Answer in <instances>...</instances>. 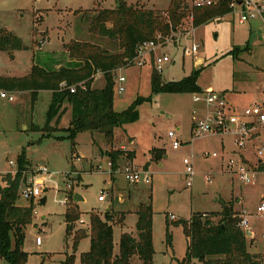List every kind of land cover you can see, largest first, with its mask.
I'll return each instance as SVG.
<instances>
[{
	"label": "rangeland",
	"instance_id": "374dc122",
	"mask_svg": "<svg viewBox=\"0 0 264 264\" xmlns=\"http://www.w3.org/2000/svg\"><path fill=\"white\" fill-rule=\"evenodd\" d=\"M126 1L136 7L156 11H166L171 3V0ZM186 2L192 6L196 0ZM116 6L117 0H0V24L23 40L27 49L22 54L30 61L34 47L41 55L62 49L63 44L70 40L92 42L116 52L117 42L90 31L93 9ZM239 20L238 9L235 11L233 8L229 14L198 26L188 17L185 18L174 44H166L161 49V52L167 51L172 57V61L162 71L164 80H180L192 69H198L202 70L199 84L203 90L216 91L224 96L223 91H227L234 93L232 96L239 94L243 98L249 96L253 88L261 87L264 80V20L262 17L245 23ZM193 44L199 46L197 55H185V50ZM64 54L66 52L63 57ZM23 60L20 59L15 68H11L6 53H0V72L14 70L17 75H21L24 73ZM153 67L151 62L142 68L126 65L116 70L115 79L117 76L127 79L122 93L117 90L119 83L114 84V108L117 111L126 109L139 96L152 94ZM104 85L103 74H98L93 87L102 88ZM0 89L11 93L14 90L1 86ZM195 95L169 92L153 94L151 101L138 106L137 121L115 129L113 143H109L103 133L84 131L76 136L74 149L65 131H54L50 136H43L45 132L42 126H39L41 130L36 131L26 123L25 106L0 100V172L14 174L17 166L9 162L17 164L18 155L25 150L30 161L29 174L33 172L31 175H37L40 168H46V176L52 178V181L43 185L46 188L43 193L47 197L46 204L41 202V198H35L33 222L26 228L24 250L30 254L26 264H61L66 253L72 252V240H66V206L60 203L71 193H79L84 198L79 205L85 222L91 211L103 213L111 207L120 213L128 209V204L120 202V194H123L122 197L130 194L136 205L151 202L154 211V264H182L188 237L183 226L177 225L176 221L189 220L194 212L221 211V201H235L237 212L245 208L254 215L250 226H253L256 237L251 241L248 236L249 252L263 255L264 212L258 210L260 203L264 202V172H259L252 183H245L239 175L226 171L225 166L231 159H240L238 155H242L248 164L255 165L258 156L256 149L264 148V128L261 135H252L244 148L238 147L239 134L232 130L193 138V111H198L200 115L207 112L204 102H194ZM239 103L233 110L242 115L243 110L254 102L249 105L243 101ZM45 111L44 98L35 115V122L43 127ZM71 119L72 110L69 109L60 121V128H67ZM171 131L181 142L178 149L172 147V140L168 136ZM123 145L134 153L133 161L129 159L127 151L120 157L118 169L113 170L109 151L116 149L125 152ZM154 149L163 150L159 158H154ZM214 153L217 155L213 156ZM185 159L192 160L196 171L192 186L187 185ZM127 166L148 170L151 180L128 183L124 175ZM255 169L258 171L257 167ZM29 174L27 177H31ZM40 175L43 176V173ZM26 183L22 185L17 202L22 206L28 205L30 200L21 195ZM103 190L107 192V197L102 202L98 197ZM240 197H243L241 203L236 200ZM137 217L130 213L126 216L125 224L115 226L116 252L119 251L122 232L138 235ZM167 227L172 235V244L167 243ZM37 237L42 239L41 246L36 244ZM87 243L80 247V252L88 249ZM80 252H77L74 264H80ZM216 258L208 257L210 260ZM131 261L133 264H142L138 255ZM0 264L9 263L0 257Z\"/></svg>",
	"mask_w": 264,
	"mask_h": 264
},
{
	"label": "trees",
	"instance_id": "16d2710c",
	"mask_svg": "<svg viewBox=\"0 0 264 264\" xmlns=\"http://www.w3.org/2000/svg\"><path fill=\"white\" fill-rule=\"evenodd\" d=\"M233 0H218L216 4L199 7L189 6L186 0H171L166 11H156L128 4L126 0H117L115 8H101L91 12L90 31L96 35L117 42L118 51L111 52L99 44L88 41L71 40L65 44L69 57L66 64L58 69H46L34 65L31 72L23 77L0 76V86L8 89L32 90L33 105L39 90H51L52 100L47 111L43 136H50L54 131H65L66 138L76 146V136L80 132H100L109 143H113L114 131L128 123L139 119L138 106L151 101L153 94L169 93H201L199 84L202 70L192 71L176 81L164 80L162 73L153 67L151 73L150 96H139L126 109L117 111L114 108V84L116 70L128 65L136 55L139 43L156 39L158 35L172 38L174 44L176 34L182 22L193 15V23L201 25L207 21L223 17L232 11ZM25 48L23 40L14 32L0 24V51H6L11 57L17 50ZM233 53V52H232ZM234 54V53H233ZM236 57V55L234 54ZM103 74L105 85L94 88L93 82L98 74ZM66 83L63 87L61 84ZM85 85V89L79 84ZM78 86L71 92L72 86ZM65 103L70 105L72 119L67 128H59L60 118L66 111ZM56 120V126L51 122ZM34 130H41L34 125ZM123 150L111 149L109 158L113 170L118 169ZM154 158H159L163 150L154 149ZM129 159L134 153L128 151ZM30 161L23 150L17 157V170L0 175V257L9 264H26L29 253L24 250L26 228L33 222L35 199L30 198L26 206L19 205L20 190L30 172ZM147 167V166H146ZM258 171H264V161L258 164ZM113 178V176L111 177ZM4 183V185L2 184ZM70 204L64 213L66 223V240H72L74 252L67 254L61 264H74L75 252L80 241L90 237L89 251L80 256L81 264H133L131 259L138 255L142 264H154L155 249L153 244V206L151 202L141 203L137 210L136 224L138 237L130 233H122L119 253H114L115 223H123V216L117 218L112 210L89 213V228L76 229L82 212L74 195H69ZM235 201H221V211L194 212L189 220H178L188 237L186 256L182 264H264V254L249 252V240L246 231L241 228L242 218L234 208ZM217 219V221L214 220ZM167 243L172 244V235L167 227ZM217 256L215 260L208 257Z\"/></svg>",
	"mask_w": 264,
	"mask_h": 264
},
{
	"label": "built area",
	"instance_id": "2783aa9c",
	"mask_svg": "<svg viewBox=\"0 0 264 264\" xmlns=\"http://www.w3.org/2000/svg\"><path fill=\"white\" fill-rule=\"evenodd\" d=\"M217 1L218 0H196L194 5L205 7L216 4ZM239 1H241V3H239ZM230 6L235 11L238 9V13L240 14V23H245L258 17H262L264 20V0H233ZM188 18L191 22H193L192 14L189 15ZM166 44H173L172 38L168 37L165 39L162 35H158L156 39L146 40L139 43L136 55L129 61L128 66L132 65L142 68L152 62L153 66L162 73L164 66L172 61L170 53L167 51L161 52V49H163ZM198 47V44H193L191 47H188L185 50V55H197ZM126 81L127 79L125 76L116 77L115 83H119L117 86L119 93H122L125 90L124 83ZM61 85L65 87L66 83L64 82ZM77 87L78 86L76 85L72 86L70 91L73 93L76 92ZM79 87L85 89V85L82 83L79 84ZM195 94L194 102H204L207 107V112L205 115H200L198 111H193V138L232 130L236 134H239V139L237 140L238 147L244 148L246 141L251 139L252 135L261 134V130L264 128V95L262 98L254 101L252 105L247 106L243 110V114L240 115L238 111L233 110V108L229 106V103L223 93L204 90L201 93ZM0 100L15 101L16 97L13 93L0 89ZM168 136L172 140V147L174 149H178L181 146V142L177 139L176 134L171 131ZM216 155V153L213 154V156ZM257 155L260 158H264L263 147L257 149ZM10 164L15 165V162L10 161ZM184 164L186 165L185 174L187 175V185L192 186L196 175L194 164L192 160L189 159H185ZM256 167L258 168V164ZM256 167L248 166L240 158L238 160L231 159L227 163V166H225V170L239 175L240 180L245 183H252L256 179L257 174L262 172L257 171V169H255ZM40 173H43V176H41ZM45 173H48L46 168H40L37 175H31L32 173H30L29 175H31V177L28 176L26 178V182L28 184H25V187L21 191V195L25 198H41L46 189L43 187L44 183L52 181V178L50 176H46ZM124 175L130 184L139 183L141 180H151L149 171L130 166L125 168ZM68 188H71V185H68ZM106 197L107 192L103 190L98 199L99 201H103ZM60 203L66 207L70 204L68 194L60 201ZM259 210L264 211V202H262L259 206ZM172 218H174V216H172ZM247 224V219L242 218L240 226L245 231L247 229ZM36 244H42L41 237H37Z\"/></svg>",
	"mask_w": 264,
	"mask_h": 264
},
{
	"label": "crops",
	"instance_id": "0c3cea01",
	"mask_svg": "<svg viewBox=\"0 0 264 264\" xmlns=\"http://www.w3.org/2000/svg\"><path fill=\"white\" fill-rule=\"evenodd\" d=\"M71 41V40H70ZM69 42V41H68ZM68 42H65L64 44H63V48L62 49H60V50H54V51H49V52H44V53H42L41 55L40 54H38L37 53V51H35L36 49H35V47H34V51H33V57H32V59H31V61L28 59V58H26L25 56L23 57V54H22V52H23V50L24 49H27L26 48V46H25V48L24 49H22V50H17V51H15L14 53H13V57H11L10 55H9V53L8 52H6V51H0V53H6V55H7V57L10 59V62H9V65H10V67L11 68H15V65L18 63V61H20V59H22V58H24V60H23V62H24V64H23V67H24V73H22L21 75H17L15 72L16 71H14V70H12V71H10V72H0V76H3V77H23V76H26V75H28L30 72H31V70H32V68H33V66L34 65H38V66H40V67H43V68H46V69H49V70H51V69H58L60 66H62V65H64V64H66V62H68L69 61V57H68V54H67V51H66V48H65V44L66 43H68ZM24 43V42H23ZM41 43V45H42V43H43V41L42 42H40ZM25 45V44H24ZM66 52V54H64L65 56L63 57V53H65ZM64 61V62H63ZM135 67V66H134ZM122 69V68H121ZM95 81H96V79H95ZM95 81L93 82V85H94V83H95ZM263 82H264V80L262 81V84H261V87H259V88H253L252 89V93L249 95V96H244L243 98H240V96H239V94H237V96L235 95V96H232L233 94H230V93H228L227 91H223L224 93H225V96H226V99H227V101H228V103H229V105L231 106V108H237V106L239 105V104H241V103H239V102H244L246 105H249V104H251V103H253L254 101H256V100H258V99H260V98H262V96L264 95V85H263ZM99 88V87H98ZM101 88V87H100ZM13 92V94L15 95V97H16V100L15 101H9V100H6V101H8V102H12V103H15V102H18L19 104H20V106H25V108H26V111H27V120H26V123L30 126V128L31 127H33L34 125H37V126H42L43 127V125H39L38 123H36L35 122V115H36V112H37V110H38V108H39V106H40V101L42 100L43 101V99L45 98V104H46V118H47V111H48V109H49V106H50V103H51V100H52V91L51 90H39L38 91V96H37V99H36V102L34 103V105H33V102H32V90H30V89H14V90H12ZM247 102H249L248 104H247ZM65 107H66V111L65 112H67V110H69V109H71V107H70V105H68V104H66L65 103ZM64 115V114H63ZM63 115H62V117H63ZM62 117L60 118V121H61V119H62ZM56 120H53L52 122H51V126H56V122H55ZM60 121H59V124H58V127L60 128L61 127V123H60ZM45 123H46V119H45ZM45 123H44V125H45ZM25 124V123H24ZM25 127H26V124H25ZM261 135V134H260ZM260 135H259V137H260ZM259 137H257V138H259ZM256 138V137H255ZM254 139V138H253ZM122 148L123 149H125L126 151H128L129 149H127L126 148V146L125 145H123L122 146ZM258 148V147H257ZM238 154V153H237ZM238 156H240V158L242 159V161L245 163V164H247L248 166H253V167H256L257 166V162L258 163H260V162H262L263 161V159L262 158H258V156H257V149H256V156H257V162H256V164L255 165H252V164H248L245 160H244V157H242V155H238ZM133 161V160H132ZM14 162V161H13ZM10 163V162H9ZM11 165V164H10ZM109 165V164H108ZM17 166V164L15 163V167ZM148 171V170H147ZM8 171H5V172H0V174H6ZM33 173V172H32ZM113 180V179H112ZM116 181H113V183H115ZM75 195V194H74ZM122 195L123 194H120V202L121 203H126V204H128V206H127V208L128 209H125V210H122L120 213L119 212H117L114 208H111V207H109L108 209H106L105 211H102L103 213H99L102 217H104L105 216V212L106 211H110V210H112L113 212H115L116 214H117V218L119 217H121L122 216V214H124V216H123V218H124V220H123V223H115L114 225H113V227H114V253H115V255L116 254H118L119 253V251L118 252H116V242H115V226L116 225H118V224H125V219H126V216L128 215V214H130V213H134V214H136L137 216H138V214H137V210H138V208H139V205H136L135 203H134V201H133V199H132V197H131V195L129 194L127 197H122ZM42 198V197H41ZM80 198H81V201H79V202H76L75 200V202L76 203H78V206H79V208H80V205H79V203L80 202H82L83 200H84V198H83V196L81 195L80 196ZM99 200V199H98ZM105 200H106V198H105ZM105 200H103V201H105ZM236 200L238 201V202H242L243 201V197H240V198H236ZM102 201V202H103ZM262 203V202H261ZM261 203H260V205H261ZM26 206V205H25ZM67 208V207H66ZM66 211V210H65ZM259 212H264V211H260V210H258ZM82 212V211H81ZM65 213V212H64ZM238 213L240 214V217L241 218H246L247 219V221H248V224H247V228H249L250 229V232H251V235L249 236L250 238V240L252 241L253 239H254V237H256V233H255V230H254V228H253V226H250V220L252 219V217L254 216V215H252L247 209H245V208H243L242 209V211L241 210H239L238 211ZM82 215H83V212H82ZM82 215H81V220L80 221H77V223H76V229H79V228H89V226H90V218L88 219V221L87 222H85L84 221V219H83V217H82ZM90 216V215H89ZM172 216H174V215H172ZM172 216H171V218H172ZM174 218H175V216H174ZM174 218H172V219H174ZM137 221H138V217H137ZM81 224V226H77V224ZM86 224V225H85ZM138 231V230H137ZM122 233H125V232H122ZM134 237H138V235L137 236H135V235H133ZM120 237H121V235H120ZM85 242H88L87 243V245H88V249L86 250V251H89V249H90V246H91V240H90V237H86V238H84V239H82L81 241H80V243H79V245H78V249L76 250V252H75V255H76V258H77V252L79 251L80 252V247L82 246V245H84V243ZM119 243H120V239H119ZM25 244V243H24ZM39 246H41V245H39ZM250 246V245H249ZM86 251H81L80 253H79V262H80V264H81V261H80V256H81V254L83 253V252H86ZM74 252V250H73V247H72V252L71 253H66V255L67 254H72ZM252 254H254V253H252ZM135 256V255H134ZM133 256V257H134ZM45 257H47V256H45ZM132 257V258H133ZM66 258V257H65ZM132 260V259H131ZM63 261V260H62Z\"/></svg>",
	"mask_w": 264,
	"mask_h": 264
},
{
	"label": "water",
	"instance_id": "95a60500",
	"mask_svg": "<svg viewBox=\"0 0 264 264\" xmlns=\"http://www.w3.org/2000/svg\"><path fill=\"white\" fill-rule=\"evenodd\" d=\"M239 3H241V1H239ZM80 196H81V195H80L79 193H75V195H74V200H75L76 202L81 201ZM41 202H42L43 204H46V202H47V197H46V196H43V197L41 198ZM246 234H247V236H250V235H251V232H250V229H249V228L246 229Z\"/></svg>",
	"mask_w": 264,
	"mask_h": 264
}]
</instances>
